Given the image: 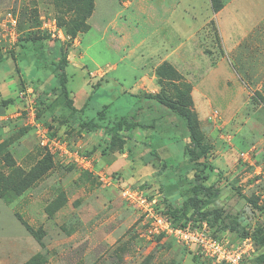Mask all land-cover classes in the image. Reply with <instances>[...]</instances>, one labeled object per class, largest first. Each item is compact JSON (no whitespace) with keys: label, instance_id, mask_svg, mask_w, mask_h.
<instances>
[{"label":"rangeland","instance_id":"1","mask_svg":"<svg viewBox=\"0 0 264 264\" xmlns=\"http://www.w3.org/2000/svg\"><path fill=\"white\" fill-rule=\"evenodd\" d=\"M116 9L106 0H0V16L11 11L19 18L15 42L0 34V264H220L174 235L152 233L120 192L139 187L180 222L199 217L182 207L196 178L184 151L192 145L189 130L177 110L208 148L200 181L218 189L208 206L221 216L213 232L233 242L250 238L248 263L264 264L257 234L264 226V54L253 55L246 41L243 56L229 55L210 25V44L221 55L211 56L207 44L197 56L166 57L168 32H154L130 10L115 30L105 21ZM256 29L264 38V22ZM61 50L69 95L83 111L76 116L51 65ZM105 106L107 124L127 115L141 124L130 138L122 134L124 144H111L104 128L79 127ZM36 124L90 155L92 168L42 144Z\"/></svg>","mask_w":264,"mask_h":264},{"label":"crops","instance_id":"2","mask_svg":"<svg viewBox=\"0 0 264 264\" xmlns=\"http://www.w3.org/2000/svg\"><path fill=\"white\" fill-rule=\"evenodd\" d=\"M106 1H110V4L114 2L117 8L112 14L113 17L110 16L105 21L108 25L112 24L113 29L117 28V20L125 18L130 10V15L141 19L145 24L154 25V32H168V38L173 42L171 43L173 46L169 50L166 49L163 56L177 57L183 51H187L191 57L197 56L199 51L203 54L201 46L213 41L211 29L206 28L210 25L215 26L222 46L225 50L228 49L229 55L243 56L245 50L243 44L246 41L253 46L251 49L253 55L258 51L264 54V50L258 49L264 47V38L259 36L257 32L259 30L256 29L264 22V0H217L218 6L215 5L214 0H128L122 4L117 0ZM98 7L99 5L94 10L95 16ZM184 25L188 26L187 36L182 39L179 32L183 31ZM178 40L182 42L177 44ZM210 47L213 51L211 56L221 55L217 53V48L211 44ZM160 56L162 55H158L157 58ZM207 56L209 57L210 54ZM217 66L219 67L220 63ZM147 74H144L141 80H145ZM2 100L0 95V102ZM154 159L160 162L162 157L156 155ZM170 166L168 164V167Z\"/></svg>","mask_w":264,"mask_h":264},{"label":"built area","instance_id":"3","mask_svg":"<svg viewBox=\"0 0 264 264\" xmlns=\"http://www.w3.org/2000/svg\"><path fill=\"white\" fill-rule=\"evenodd\" d=\"M19 18L13 12H4L0 16L1 35L9 36L15 42L19 36ZM60 35V34H59ZM61 36V35H60ZM25 97V91L21 93ZM29 100L30 115L35 119V108ZM42 144L50 150H59L61 155L77 163L85 169L93 166L92 157L78 149H72L68 140L50 136L48 128L36 124ZM121 195L140 212L149 225L150 231L154 234L174 235L177 240L188 246H195L212 261L220 264H249L248 259L252 252H255L250 238H245L242 242H233L226 237L215 235L212 227L205 220H190L186 225H174L171 216L158 208V198L151 196L147 191L135 187H122Z\"/></svg>","mask_w":264,"mask_h":264},{"label":"trees","instance_id":"4","mask_svg":"<svg viewBox=\"0 0 264 264\" xmlns=\"http://www.w3.org/2000/svg\"><path fill=\"white\" fill-rule=\"evenodd\" d=\"M10 54L13 56L14 55L13 51H11ZM61 55H62L61 60L59 62L51 61V65L53 69H55V73H57L56 82L58 84L59 91L61 93V98L65 103V105H67L70 108L71 114L76 116L79 113H82L83 111L75 106L74 99L69 95V91L67 88V71H66L68 60L66 54L62 50H61ZM36 61L38 63L40 60H36ZM107 110H108V106H105L101 111H99L97 119H91V120L83 119L82 121L79 122V127L86 131H98L104 128L105 133L111 136V144H116V142H119L120 144H124L125 140H122L120 138L122 134H125L127 135V138H130L131 137L130 132L135 127L141 124L138 123L136 117H134L133 115L122 116L107 124V122H105L106 112H104ZM177 112L183 117L187 125V128L189 130V134H190L189 137L192 142V145L187 144L185 146L184 151L187 157L186 161L188 160V162L191 163L190 166L195 170L194 176L196 178V183L191 187L192 194L188 198L184 199L182 207L187 209L193 208L194 212L198 214L199 217L188 218L187 220L180 222L178 218L175 216L176 214L171 210L170 207L162 208L161 206H158V208L161 209V211L168 213L171 216L174 225H186L188 221L193 219L195 221L205 220L212 227L213 222H218L221 217L219 210H217L216 208L212 209L208 207L215 201L216 197L218 196V189L214 188L213 185L207 186L200 181L201 179L200 171L202 170L200 166L203 167L208 166L205 163L202 164V161L200 159L207 156L208 148L203 144L202 139L195 134L190 117L184 112H181L180 110H177ZM144 126H151V125H144ZM150 153L152 155H156L152 151ZM165 165L168 168V165L166 163L164 164V166ZM178 167L179 166L175 168ZM257 234L259 235L260 243L264 247V226L259 227Z\"/></svg>","mask_w":264,"mask_h":264}]
</instances>
